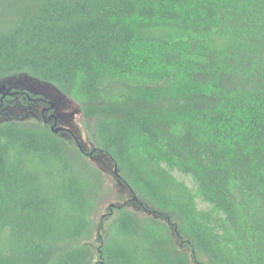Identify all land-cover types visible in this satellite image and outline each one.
I'll list each match as a JSON object with an SVG mask.
<instances>
[{
    "label": "trees",
    "instance_id": "16d2710c",
    "mask_svg": "<svg viewBox=\"0 0 264 264\" xmlns=\"http://www.w3.org/2000/svg\"><path fill=\"white\" fill-rule=\"evenodd\" d=\"M21 74L92 150L0 122V264H264V0H0V81ZM95 154L134 206L99 216Z\"/></svg>",
    "mask_w": 264,
    "mask_h": 264
},
{
    "label": "rangeland",
    "instance_id": "374dc122",
    "mask_svg": "<svg viewBox=\"0 0 264 264\" xmlns=\"http://www.w3.org/2000/svg\"><path fill=\"white\" fill-rule=\"evenodd\" d=\"M9 120L46 121V124L84 151L92 150L78 106L55 88L26 74L0 81V122ZM91 162L103 171L110 188L100 205L99 216L108 215L109 210L116 205L128 203V207L134 206L129 200L128 190L116 179L111 160L105 155L95 154Z\"/></svg>",
    "mask_w": 264,
    "mask_h": 264
},
{
    "label": "flooded vegetation",
    "instance_id": "af4514ba",
    "mask_svg": "<svg viewBox=\"0 0 264 264\" xmlns=\"http://www.w3.org/2000/svg\"><path fill=\"white\" fill-rule=\"evenodd\" d=\"M46 122V121H45Z\"/></svg>",
    "mask_w": 264,
    "mask_h": 264
},
{
    "label": "water",
    "instance_id": "95a60500",
    "mask_svg": "<svg viewBox=\"0 0 264 264\" xmlns=\"http://www.w3.org/2000/svg\"><path fill=\"white\" fill-rule=\"evenodd\" d=\"M115 168V167H114Z\"/></svg>",
    "mask_w": 264,
    "mask_h": 264
}]
</instances>
